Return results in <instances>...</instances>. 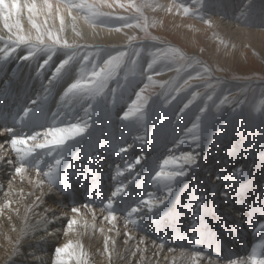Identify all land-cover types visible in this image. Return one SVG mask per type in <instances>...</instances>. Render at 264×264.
Wrapping results in <instances>:
<instances>
[{"label":"rangeland","instance_id":"rangeland-1","mask_svg":"<svg viewBox=\"0 0 264 264\" xmlns=\"http://www.w3.org/2000/svg\"><path fill=\"white\" fill-rule=\"evenodd\" d=\"M156 2L159 4L157 5ZM87 3L95 5L94 12L110 13L112 18H101L102 21L99 22L103 24H98L85 19V16L90 13L78 11L79 15L84 17V26L80 27L82 33L79 35L69 32L70 25L66 26L67 30L53 28L51 24L53 21L44 19L40 9H37L33 15L22 7L25 10H20V20L17 19L20 23L19 29L4 28L5 21L1 20L3 22L0 24V32L3 36H0V48L16 50L10 52L8 57L1 59L10 61L6 70L1 72L0 84L10 83L15 78L14 72L18 66L22 65L23 83L21 86L18 85L21 88V94L24 92L26 94L21 96L20 92L13 91L11 101L13 103L17 101L14 117L10 118L7 115L0 120V146H3L0 152L4 154L2 156L0 153V161L12 162V167L9 163V168L4 170V173H7L6 176L1 178L5 180V185L8 183L6 186L3 184L5 189L2 192V195L5 193L8 201L6 199L2 201L5 196L1 195L0 204L4 203L5 207L12 204L9 205L12 207L15 204L14 201L20 198V207L24 208L27 205L26 210L25 208L23 210L26 217L25 211L29 212L28 209L31 206L39 208L43 204L48 203L47 205L53 206L56 203L54 206L60 209L64 204V212L67 210L64 222L71 218L75 220L77 217L76 220L81 222V225L76 222L69 229L67 224H63L60 227L61 235L66 234L65 236L71 239L75 235L77 239L80 238L79 240L84 238L82 241L85 247L91 249L93 243L92 251L95 250V254L82 250L83 252L81 251L82 253L80 252L77 256L72 254L65 256L64 252L56 254L55 257L59 261L65 260L64 264H81V262L82 264H98V261L105 256L107 261L105 258L104 261L102 259L105 262L103 264L106 262L110 264L109 260L112 264H122V259L125 260L124 262L128 261L125 264H181L183 261L187 263L182 264H233V262L238 264L240 257L245 258L253 244L258 246L259 251V246L264 243V118L254 119L250 116L247 105L237 108L235 103H231L220 105L219 108L213 107L212 110L215 112L206 109L199 123L195 117L199 107L204 106L202 95H198L197 102L183 113L180 112V108L193 92L215 93L216 104H219L220 99L225 95L230 98L244 99L245 95L241 94V89L245 87V83L251 81L253 85H256L259 79L264 77V0H87ZM130 3L140 6V12H136L134 7L129 8ZM184 9L188 11L185 12ZM227 10L230 11L228 14ZM52 14H57L56 7ZM30 16L37 26L29 28L32 34L28 33L26 27L22 29L26 22L32 25L29 21ZM116 17L134 18L127 20V24L131 27H126ZM38 27L40 32L37 31ZM3 30H6L7 36ZM49 30L53 34L51 39L47 35ZM89 32L92 34L99 32L101 37L92 38L88 36ZM41 33H44L43 39L47 42L59 37L61 45L67 42L69 45H87L88 47L76 49L77 57L70 60L59 74L53 75L60 62L73 55V49L57 45L56 51L51 54L52 58L41 69L40 65L48 58L47 53H39L32 59L24 60L21 57L27 53V48L23 45L17 47L12 42L19 36H24L26 39L31 37V40L36 42ZM95 40L102 42H93ZM118 52H123L125 55L116 70L115 78L108 82V87L104 90L105 95L101 94L102 96L92 101L80 102L71 92L66 91L68 85L75 83L78 79L82 85H87L91 81L90 72L86 73L83 79L77 76V69L83 62L84 55H89V62H84L86 67L91 69V61H96L98 69L103 66V61L108 56H114ZM3 56L4 54L0 52V57ZM1 60L0 66L5 65ZM149 64L152 65L151 68L148 67ZM61 76L62 79H60ZM149 77L151 80L148 79ZM15 80L17 81V76ZM15 80L12 81L14 84ZM37 88L40 91L38 103L31 107L29 117L21 115L19 118L18 109L23 110L26 107V104L34 98L29 91L33 94ZM181 88L186 92L165 105V101L171 100L172 96L177 94L175 90ZM137 91L140 92L138 100L136 99ZM246 96L249 104L256 103V107L264 112V104L257 103L258 87L255 91L247 92ZM133 100H136V105L132 103ZM145 101H148V104L143 103ZM130 109L129 117L123 119L122 113L129 112ZM80 110L86 114V117H90L87 123L96 122L95 124L98 125L87 129L84 135L67 141L51 156L45 150L37 149L36 153L25 159L26 166L23 167L25 171L16 174L15 168L19 167L21 162L18 160L16 149H13L11 145L12 135H17L18 139L27 140L26 136L35 131L41 130L43 133L49 127L60 128L62 125L76 124L72 120L75 116L76 118L80 116ZM61 112L62 117L59 115L62 114ZM9 113L11 114V111ZM52 119H56L57 122L51 123ZM117 123L127 125L132 133L127 130L126 133H119L122 130L117 127ZM128 124H131L133 128L131 129ZM154 126L160 127V135L163 136L161 137L163 144L160 146L161 149L163 148L162 152H159L157 148L158 143L153 144ZM6 129H10V133ZM143 132L148 134H146L147 145L150 144V148L145 147L147 141L141 138ZM42 136H40L41 139L36 140V143L44 141ZM30 142L27 141L29 147L32 145ZM132 142L135 144L141 142L140 147L137 149L132 146L131 148L130 145L134 144ZM23 147L25 145H17V148ZM120 148H125L126 151L121 152ZM189 152L199 153L196 164L190 166L182 159L183 155ZM61 156L63 158L60 164L55 166L54 160ZM138 157L140 160L137 163ZM169 158H173L172 162L165 164L163 161ZM37 160L40 161L39 165L36 163ZM182 166L187 171L182 176L170 179L169 174L176 172V169L178 171ZM156 171L164 174L157 177ZM34 172H37L36 175ZM45 172H49L50 175L45 176ZM37 174L40 176L38 177ZM257 175L255 185H252ZM248 177H250L249 180L246 179ZM33 180L38 182L37 186L36 181L32 183ZM238 181L240 182L237 183ZM13 182L18 185H14ZM243 182H245L244 185ZM21 183H24L22 187ZM29 184L31 186L34 184L32 189ZM169 186L173 189L171 193L168 191ZM12 187L14 190L18 189L14 194L16 199L6 190ZM114 188L115 190L112 191ZM117 188L121 189V193L113 197L111 194ZM20 190H22L21 193ZM30 192L33 193L31 196ZM51 192H54L53 195ZM109 199L112 200V209H107L106 204ZM57 200L62 201L56 202ZM89 205L94 208H88ZM72 206L80 211L73 214ZM134 207L137 211L132 212ZM89 209L94 211L91 212ZM109 212L113 214L114 219L106 220L108 216L105 214L109 215ZM71 215L76 216L74 218ZM102 216L105 219L102 220ZM84 217L87 223L89 220L88 224L85 219H83L85 224L82 222ZM135 218L137 220H134ZM112 220L116 222L112 224ZM8 223H10L9 220ZM77 224L80 227H77ZM116 224L122 227L121 235L118 237H116L117 234L114 235L116 229L112 230ZM105 227L107 229L110 227L107 231V241L111 240L112 245L108 243L109 252L101 250L100 253L98 245L101 243V231ZM86 229L90 230L88 232H91L92 239L96 241L91 239ZM124 231L127 232L126 235ZM97 233L98 236L101 235L97 237ZM143 236L147 237L144 239ZM115 239L116 242H114ZM116 243L119 245L117 246ZM119 246L122 249L120 251ZM132 249L135 252L138 251L135 253ZM111 250H115L114 253ZM132 251L134 253L131 254ZM102 253H105V256ZM109 254L112 256L110 257ZM86 259L89 261L86 262ZM59 261L55 264H59ZM99 263L101 264V261Z\"/></svg>","mask_w":264,"mask_h":264},{"label":"bare ground","instance_id":"bare-ground-1","mask_svg":"<svg viewBox=\"0 0 264 264\" xmlns=\"http://www.w3.org/2000/svg\"><path fill=\"white\" fill-rule=\"evenodd\" d=\"M11 2V0H8V3H10ZM32 2H34L35 4H36V7H37V9H40L41 10V12L43 13V15H44V19H46V18H48L49 20H50V22L51 21H53L51 24L54 26H52L53 28H57V29H60L61 30V19L63 20V30L64 29H66V26L68 27L69 25H70V29H69V32H71V33H82V30L80 29V27H83L84 26V17L82 16V15H79V12L77 11H73V9L71 10V15H69V9L66 7V6H64V5H60L59 6V12H57V14L55 15V14H52V11H53V9H54V7H56L57 8V0H48V2H49V4L50 5H52V7H51V9H49V8H47V7H45L44 6V0H19V4H20V10H25V8H22V7H24V5L25 4H27V3H32ZM75 2H79V0H75ZM184 2V1H183ZM154 3H155V1H154ZM157 3V2H156ZM221 3V2H220ZM159 3H157V5H158ZM230 4V3H229ZM240 4V3H239ZM252 5V4H251ZM208 6H209V4H208ZM220 6V5H219ZM248 6V5H247ZM212 7V6H211ZM237 7V6H236ZM130 8V7H129ZM224 8V7H223ZM244 8V7H243ZM243 8H241V9H243ZM27 9V8H26ZM246 9V8H245ZM20 10H19V12L18 13H16L15 15H13L12 17H11V19H9V23L10 24H14L16 21H17V19L19 18V20H20ZM96 10V9H95ZM171 10V9H170ZM169 11V10H168ZM101 12V11H100ZM226 12V11H225ZM228 12H230L229 10H227V14H228ZM210 13V12H209ZM216 14V13H215ZM243 14V13H242ZM131 16V15H130ZM73 17H75V19H73ZM228 17V16H227ZM239 19V18H238ZM1 20H3V18H1L0 19V24L4 21H2L1 22ZM18 20V21H19ZM89 21V20H88ZM91 21V20H90ZM102 21V20H101ZM233 21V20H232ZM25 22V21H24ZM46 22V21H45ZM104 22H105V20H104ZM226 23V22H225ZM5 24V23H4ZM3 24V25H4ZM23 24V23H22ZM48 24V23H47ZM185 24V23H184ZM221 24V23H220ZM236 24H238V23H236ZM2 25V26H3ZM24 25V24H23ZM32 25L30 24V23H27L26 22V24L22 27V29H24L25 27H26V29H28V31H29V28L31 27ZM0 27H1V25H0ZM4 27V26H3ZM49 27V26H48ZM108 27V26H107ZM5 28V27H4ZM1 29V28H0ZM16 29V28H15ZM25 29V30H26ZM68 29V28H67ZM66 29V30H67ZM10 30V29H9ZM12 30H13V28H12ZM6 31V30H5ZM4 30H3V32H5ZM14 32V31H13ZM64 32V31H63ZM6 33V36H7V32H5ZM29 34H32L30 31L28 32ZM12 34V33H11ZM10 34V35H11ZM63 34V33H62ZM0 36H3V34H1V32H0ZM5 36V35H4ZM12 36V35H11ZM15 36V35H14ZM88 36H90V37H92V38H99V37H101V34L99 33V32H97V33H91V32H89V34H88ZM106 37V36H105ZM31 38V37H30ZM48 39V38H47ZM46 39V40H47ZM108 39V38H107ZM174 39V38H173ZM136 40V39H135ZM93 42H102V41H99V40H95V41H93ZM3 47H1L0 48V50H2V51H0L1 52V54H4V51L3 50H5V49H2ZM136 48V47H135ZM24 55V54H23ZM21 56V55H20ZM1 60V59H0ZM3 61V62H2ZM10 60H8V59H4V60H1V62L2 63H4L5 65H3V66H0V75H1V72L2 71H4V70H6V66H7V64H8V62H9ZM5 68V69H4ZM13 68V67H12ZM21 68H22V65H19L18 66V68H17V70L14 72L15 73V78H16V76H17V81L15 80V78L13 79V80H15V84L11 81L10 83H2V84H0V120H3V118L4 117H6L7 115H9L10 116V118H12V116L14 117V111H15V108L17 107V101L15 102L14 101V103L11 101V97L13 96V91H16L17 93H19L20 92V95L22 96V95H24V94H26V92H24L23 94H21V88L19 87V85L21 86L22 85V83H23V75L21 74L22 72H21ZM23 69H25V68H23ZM7 70H9V69H7ZM66 70V69H65ZM12 70H10V72H11ZM13 72V71H12ZM11 74V73H10ZM17 74V75H16ZM170 75V74H169ZM68 77V76H67ZM71 77V76H70ZM33 78V77H32ZM60 79H62V76L60 77ZM65 79V78H64ZM173 79V78H172ZM5 80V79H4ZM68 80V79H67ZM5 81H8V79L7 80H5ZM31 81V80H30ZM36 81H38V80H36ZM70 81V80H69ZM147 81V80H146ZM51 82V81H50ZM49 82V83H50ZM62 82V81H61ZM28 83H29V81H28ZM31 83V82H30ZM65 83V82H64ZM162 83V82H161ZM19 84V85H18ZM34 84V83H33ZM51 84V83H50ZM66 85V84H65ZM153 85H155V84H153ZM63 86V85H62ZM150 86V85H149ZM148 86V87H149ZM143 89H144V87H143ZM150 89V88H149ZM154 89V88H153ZM43 90V89H42ZM151 90V89H150ZM155 90V89H154ZM153 90V91H154ZM30 92V95L32 96V97H34V98H32L27 104H26V107L22 110V108L21 109H18L19 111H17V113L19 114V118H20V116L21 115H28L31 111H30V109H31V107L32 106H35L38 102V94L40 93V91H38V88L35 90V91H33L34 93L32 94V92L31 91H29ZM148 95V94H147ZM19 97V95L17 96V98ZM240 97V96H239ZM143 98V97H142ZM150 99V98H149ZM54 100V99H53ZM237 100H239V99H237ZM80 103V102H79ZM144 103V102H143ZM141 104H142V102H141ZM136 105V104H135ZM72 106H74V105H72ZM81 106V105H80ZM138 106V105H137ZM142 106V105H141ZM70 107H71V105H70ZM76 108V107H75ZM139 108V107H138ZM157 108V107H156ZM28 110L27 112H25V110ZM69 110V109H68ZM75 110V109H74ZM81 110H82V108H81ZM80 110V111H81ZM9 111H11V114L9 113ZM155 111H156V109H155ZM73 112V111H72ZM77 112V111H76ZM145 112V111H144ZM16 113V114H17ZM54 113V112H53ZM62 113V112H61ZM80 114V116L79 117H77L76 118V116H75V118L72 120V122L74 121V123H76L75 125H77V128H79V129H83L81 132H80V135L79 136H82V135H84L85 133H87V129H90V128H92V127H94L95 125H98V124H95L96 122H93V124L91 123V124H89L90 122H88L87 123V121H88V119H90V117H86V114H83V112L81 111V113H79ZM61 117H62V115H63V113L62 114H59ZM71 115V114H70ZM85 115V116H84ZM143 115V114H142ZM65 116V115H64ZM28 117H29V115H28ZM72 117V116H71ZM144 117V116H143ZM47 118H48V116H47ZM65 118V117H64ZM154 119V118H153ZM62 120V119H61ZM67 120H69V119H67ZM24 121H25V119H24ZM49 121V120H48ZM65 121V120H64ZM18 122H21V121H18ZM57 122V121H56ZM21 124V123H20ZM118 124V123H117ZM167 123H165V125H166ZM51 125V124H50ZM71 125H73V124H68V126H61L60 128H69ZM53 126V125H52ZM114 126V125H113ZM112 126V127H113ZM128 126L132 129L133 128V126L131 125V124H128ZM20 127V126H19ZM56 127V126H55ZM117 127H120L121 128V132H119V133H126L127 131H129V133H132L131 132V130H129L128 129V127H127V125H125V124H123V123H120V124H118L117 125ZM111 128V127H110ZM160 127L159 126H154V138H153V140H154V143L153 144H156L157 145V143H158V145L159 146H157V148L159 149V152H162V149H161V145L163 144V141H161V137H163V136H161L160 135V129H159ZM2 129V128H1ZM13 129V128H12ZM15 129V128H14ZM3 130V129H2ZM92 130V129H91ZM127 130V131H126ZM33 131V130H32ZM96 131H98V130H96ZM120 131V130H119ZM40 132H42L41 130H40ZM10 133V132H9ZM75 133H76V130L75 129H73L69 134L70 135H75ZM90 133V132H89ZM97 133V132H96ZM183 133V132H182ZM2 134V133H1ZM147 133H145V132H143V134H142V137L141 138H143V139H146V141L148 140L147 139V135H146ZM152 134V133H151ZM88 135V134H87ZM192 136V135H191ZM18 137V136H17ZM21 137V136H20ZM27 137V136H26ZM43 137V136H42ZM78 137V136H77ZM179 137V136H178ZM183 136H181V138H182ZM22 138V137H21ZM76 138V137H75ZM135 138H137V137H135ZM11 139H13V138H11ZM41 139V138H40ZM39 139V140H40ZM74 139V138H73ZM72 139V140H73ZM78 139V138H77ZM7 140V139H6ZM44 139H42V141H43ZM4 141V140H3ZM9 141V140H8ZM11 141V140H10ZM86 141V140H85ZM99 141V140H98ZM2 142V141H1ZM30 142V141H29ZM32 142V141H31ZM31 142H30V144H31ZM91 143V142H90ZM97 143V142H96ZM132 143H134V142H132ZM141 142H138V143H134L133 145L131 144L130 145V147L132 148V146L134 147V148H139L140 147V144ZM179 143H181V142H179ZM231 143V142H230ZM8 144V143H7ZM6 144V145H7ZM148 144V141L145 143V147L146 148H150L151 146H150V144H149V146L147 145ZM10 145V144H9ZM9 145H8V147H9ZM28 145V144H27ZM85 145V144H84ZM112 145V144H111ZM142 145V144H141ZM98 147V146H97ZM172 147V146H171ZM179 147V146H178ZM100 148V147H99ZM177 148V147H176ZM200 148V147H199ZM10 149H11V147H10ZM115 149H117V148H115ZM1 150V149H0ZM2 150H3V148H2ZM114 150V149H113ZM180 150H181V148H180ZM179 150V151H180ZM74 151V150H73ZM187 151V150H186ZM201 151V150H200ZM259 151H260V149H259ZM13 152V151H12ZM155 152V151H154ZM1 153V152H0ZM4 153V152H3ZM102 153V152H101ZM142 153V152H141ZM173 153V152H172ZM2 154V153H1ZM13 154V153H12ZM4 154H2V156H3ZM153 155V154H152ZM11 156H13V155H11ZM99 156H100V154H99ZM172 156V155H171ZM166 157V156H165ZM50 158V157H49ZM147 158V157H146ZM149 158V157H148ZM8 159V158H7ZM12 159V158H11ZM10 159V160H11ZM52 159V158H51ZM154 159V158H153ZM119 160V159H118ZM125 160V159H124ZM175 160V159H174ZM15 161V160H14ZM55 161V160H54ZM177 161V160H176ZM175 161V162H176ZM119 162V161H118ZM130 162V161H129ZM164 162V161H163ZM8 163V164H7ZM12 163V162H11ZM11 163H10V167H12L11 166ZM116 163V162H115ZM47 164V163H46ZM187 164V163H186ZM48 165V164H47ZM52 165V164H51ZM50 165V166H51ZM53 165H54V162H53ZM124 165V164H123ZM4 166V167H3ZM9 166V161H6V162H3V160H1L0 161V172H3L2 174H0V196L2 195V192L4 191V179L2 180L1 178L2 177H5L6 176V172L4 173V170L6 169V168H9L8 167ZM55 166H56V164H55ZM129 166V165H128ZM164 166V165H163ZM175 166V165H174ZM17 167V166H16ZM52 167V166H51ZM125 167H127V166H125ZM129 167H131V166H129ZM172 167V166H171ZM183 167V166H182ZM13 168H15V167H13ZM124 168V167H123ZM128 168V167H127ZM132 168V167H131ZM13 170V169H12ZM155 170V169H154ZM14 171V170H13ZM22 171H25L24 169L22 170ZM32 171V170H31ZM39 171V170H38ZM124 171V170H123ZM176 171H177V169H176ZM188 171H189V169H188ZM7 172H9V171H7ZM16 172V171H15ZM15 172H13V173H15ZM26 172H28V171H26ZM147 172V171H146ZM169 172V171H168ZM10 173V172H9ZM12 173V174H13ZM36 173L37 172H34V174L36 175ZM151 173V172H150ZM156 173H157V171H156ZM163 173V172H162ZM161 173V174H162ZM234 173H236V172H234ZM17 174V173H16ZM15 174V175H16ZM28 174V173H27ZM30 174V173H29ZM118 174H120V173H118ZM164 174V173H163ZM165 174H166V172H165ZM232 174V173H231ZM240 174V173H239ZM9 176V175H8ZM14 176V175H13ZM23 176V175H22ZM37 176L39 177L40 176V174L38 175L37 174ZM235 176H237V175H235ZM242 176V175H241ZM244 176V175H243ZM12 177V176H11ZM18 177H19V175H18ZM34 178V177H33ZM129 178H131V177H129ZM165 178V177H164ZM256 178H258V175L255 177V180H253V183H252V185H255V182H256ZM38 179V178H37ZM133 179V178H132ZM131 179V180H132ZM151 179V178H150ZM166 179V178H165ZM215 179V178H214ZM246 179H250V177H248V178H246ZM43 180V179H42ZM187 180V179H186ZM239 180V179H238ZM7 181V180H6ZM13 181V180H12ZM16 181V180H15ZM36 181V180H35ZM34 180H33V182L32 183H36ZM121 181V180H120ZM244 181V180H243ZM30 182V181H29ZM42 182H44V181H42ZM115 182V181H114ZM155 182V181H154ZM240 181H238L237 183H239ZM31 183V182H30ZM40 183H41V180H40ZM39 183V184H40ZM153 183V182H152ZM217 183V182H216ZM244 183L245 182H243V185H244ZM4 184V185H3ZM8 184V183H7ZM6 184V185H7ZM12 184V183H11ZM10 184V185H11ZM13 184H14V182H13ZM13 184L11 185V186H13ZM15 184H17V183H15ZM14 184V185H15ZM24 184V183H23ZM22 183H21V187H22V185H23ZM37 184H38V182L36 183V186H37ZM42 184V183H41ZM44 185H45V182L43 183ZM189 184V183H188ZM5 185V186H6ZM18 185V184H17ZM30 186H31V184H29ZM33 185L34 184H32V186L30 187L31 189H32V187H33ZM117 185H118V183H117ZM117 185H116V187H117ZM156 185V184H155ZM241 185H242V183H241ZM242 185V186H243ZM9 186V185H8ZM7 186V187H8ZM11 186H9V187H11ZM25 186H26V184H25ZM36 186H35V188H36ZM47 186H48V184H47ZM46 186V187H47ZM119 186V185H118ZM154 186V185H153ZM190 186V185H189ZM241 186V187H242ZM40 187H42V186H40ZM48 187H51V186H48ZM47 187V188H48ZM127 187V186H126ZM17 188H18V186H17ZM27 188V187H26ZM122 188V187H121ZM21 189V188H20ZM28 189V191H29V188H27ZM34 189V188H33ZM42 189V188H41ZM46 189V188H45ZM49 189H52V188H49ZM124 189V188H123ZM9 193H12L13 195L14 194H16V190L18 191V189H13V187L12 188H9V189H6ZM40 190V189H39ZM115 190V188L112 190V191H114ZM163 190V189H162ZM173 190V189H172ZM176 190V189H175ZM21 191L22 190H20V193H21ZM23 191H25V189H23ZM31 191V190H30ZM38 191V190H37ZM41 191V190H40ZM45 191V190H44ZM48 191V190H47ZM125 191V190H124ZM6 192V191H5ZM33 192V191H32ZM35 192V191H34ZM46 192V191H45ZM50 192V191H49ZM77 192V191H76ZM128 192V191H127ZM18 193V192H17ZM25 194H26V192H24ZM23 193V194H24ZM31 193V192H30ZM42 193H43V191H42ZM52 193V192H51ZM54 193V192H53ZM53 193H52V195H53ZM63 193V192H62ZM121 193V192H120ZM147 193V192H146ZM145 193V194H146ZM153 193V192H152ZM5 193H3V195H4ZM33 193H31L30 194V196L32 195ZM40 194H41V192H40ZM39 194V195H40ZM55 194H57V193H55ZM2 195V196H3ZM20 195H22V194H20ZM42 195V194H41ZM58 195V194H57ZM112 195V194H111ZM122 195V194H121ZM120 195V196H121ZM153 195V194H152ZM167 195V194H166ZM165 195V196H166ZM5 196V195H4ZM3 196V197H4ZM10 195H8V197H9ZM18 196V195H17ZM24 196V195H23ZM26 196V195H25ZM27 196H28V194H27ZM29 196V197H30ZM56 196V195H55ZM123 196V195H122ZM6 197V196H5ZM3 198L2 199V201L3 200H7L8 201V199H7V197L6 198ZM11 197H15V195L14 196H11ZM22 197V196H21ZM39 197V196H38ZM42 197V196H41ZM56 197H58V196H56ZM112 197V196H111ZM114 197V196H113ZM18 198V197H17ZM28 198V197H27ZM118 198H119V196H118ZM209 198H211V197H209ZM262 198V197H261ZM10 200H11V198H9ZM15 199H16V197H15ZM24 199H25V197H24ZM29 199V198H28ZM27 199V200H28ZM115 199V198H114ZM174 199V198H173ZM19 200H20V198L16 201H14L15 202V204L13 205V206H15V207H10L9 205L7 206V207H5L3 204H0V264H55V263H57L59 260H58V258L57 257H55L56 256V252H55V249L57 248V247H59V248H61V249H64V245H66V244H68V245H70V247H68L67 249H64L63 251H61V252H64L65 253V256H67V255H78L82 250H84V251H89V252H93L92 250L94 249V248H92L93 247V243H92V247H91V249L90 248H88V247H85V244L83 243V239L84 238H82V240H79L80 238H76V235H75V237H73L72 239L71 238H68V237H66L65 235H61V229H60V227L63 225V224H67L68 225V221L65 223L64 222V219L67 217V216H65L66 215V213H67V210H66V212H64V207H63V205H61V207H60V209H56V207L54 206V204H56V203H54L53 204V206H52V204H50V205H45V204H43L42 206H40L39 208L38 207H36V208H34V207H30L28 210H29V212H26L25 211V213H27V217L26 216H24V208L27 206H25L24 208H21L20 207V202H19ZM55 200H56V198H55ZM168 200V199H167ZM250 200V199H249ZM248 200V201H249ZM1 201V200H0ZM62 201V200H61ZM60 200H57L56 202H61ZM112 201V200H111ZM197 201V200H196ZM44 202V201H43ZM83 202V201H82ZM6 203V204H7ZM24 203V202H23ZM30 203V202H29ZM115 203V202H114ZM146 203H148V202H146ZM80 204V203H79ZM150 204H152V203H150ZM150 204H149V206H150ZM2 205V206H1ZM25 205V203L23 204V206ZM30 205H31V203H30ZM83 205H84V203H83ZM107 205V204H106ZM17 206V207H16ZM84 206H86V205H84ZM83 206V207H84ZM134 206V205H133ZM132 206V207H133ZM147 206V205H146ZM152 206V205H151ZM3 207H5V209H3ZM66 207V206H65ZM73 207V206H72ZM91 206L89 205L88 206V208H90ZM93 207V206H92ZM92 207H91V209H92ZM96 207V206H95ZM131 207V208H132ZM139 207V206H138ZM9 208H11V210L9 209ZM27 208V207H26ZM26 208H25V210H26ZM84 208H86V207H84ZM94 208V207H93ZM135 208V207H134ZM8 209V210H7ZM22 209V210H21ZM95 209H97V208H95ZM225 209V208H224ZM223 209V210H224ZM228 209V208H227ZM4 210H6V211H4ZM90 210V209H89ZM180 210V209H179ZM23 211V212H22ZM84 211V210H83ZM91 211V210H90ZM92 211H94V210H92ZM91 211V212H92ZM97 211H101V210H97ZM96 211V212H97ZM29 213V214H28ZM86 214H87V212H85ZM98 213V212H97ZM100 213H102V212H100ZM99 213V214H100ZM217 213V212H216ZM74 214V213H73ZM83 214V213H82ZM103 214H105V213H103ZM227 214V213H226ZM237 214V213H236ZM26 215V214H25ZM81 215V214H80ZM92 215H93V213H92ZM95 215V214H94ZM98 215V214H97ZM105 215H107V216H109L108 214H105ZM104 215V216H105ZM113 215V214H112ZM233 215V214H232ZM235 215V214H234ZM239 215V214H238ZM72 216V215H71ZM74 216V218H75V216L76 215H73ZM72 216V217H73ZM82 216V215H81ZM89 216H91V215H89ZM116 216V218H117V215H115ZM6 217H7V219H6ZM24 217V218H23ZM92 217H94V216H92ZM77 218V217H76ZM76 218H75V220H76ZM115 218V217H114ZM238 218V217H237ZM73 218H71V220H72ZM83 219H85V217L84 218H82V220ZM87 219H88V217H87ZM90 219V218H89ZM93 219V218H92ZM99 219V218H98ZM103 219H105V217L103 218V216H102V220ZM234 219V218H233ZM8 220L10 221V223H8ZM80 220H81V218H80ZM81 220V221H82ZM94 220V219H93ZM100 220H101V218H100ZM107 220V219H106ZM134 220H137L136 218L134 219ZM79 221V220H78ZM109 221V220H108ZM120 221H121V219H120ZM76 222H77V220H76ZM84 224H85V222H86V219H85V222H84V220L82 221ZM102 222V221H101ZM116 222V221H115ZM114 222V220H112V224L113 223H115ZM78 224H80L81 225V222L79 223V222H77ZM87 223V222H86ZM88 223H89V220H88ZM87 223V224H88ZM110 223V224H111ZM149 223V222H148ZM12 224V226H9V225H11ZM77 224V227L79 226ZM83 224V225H84ZM87 224H86V227H87ZM96 224V223H95ZM98 224V223H97ZM99 224H100V222H99ZM104 224V223H103ZM103 224H102V226H103ZM106 224H108V223H106ZM122 224V223H121ZM82 225V227H84ZM91 225H93V223L91 224ZM91 225H88V227H91ZM109 225V224H108ZM149 225V224H148ZM95 226V225H94ZM101 226V225H100ZM106 226V225H105ZM125 227H126V224L124 225ZM80 227V226H79ZM95 227H99V226H95ZM113 227V226H112ZM129 227V226H128ZM109 228L110 227H108V229H107V227H105L104 228V230H102L101 231V237L102 238H100V241H101V243L98 245V248H99V251H100V253H101V250H104V248H105V246H104V244H105V239L108 237L107 236V231H109ZM114 229H112V230H114L115 231V229H116V233L114 234V235H116L117 234V236L116 237H118L119 235H121V229H122V227H120V226H118L117 224L115 225V227H113ZM124 228V227H123ZM24 230L23 231V233H22V231L21 230ZM83 230H84V228H82ZM90 229V228H89ZM88 229V230H89ZM98 229V228H97ZM100 229V228H99ZM102 229V228H101ZM120 229V230H119ZM126 229V228H125ZM136 229V228H135ZM78 230V229H77ZM87 230V229H86ZM88 230H87V232H88ZM124 230V229H123ZM129 230H130V228H129ZM134 230V229H133ZM80 231V230H79ZM82 231V230H81ZM90 231V230H89ZM92 231V230H91ZM202 231V230H201ZM243 231V230H242ZM92 232H94V231H92ZM111 232H113V231H111ZM110 232V233H111ZM125 232V231H124ZM134 232H135V230H134ZM64 233H66V232H64ZM71 233V232H70ZM77 233V232H76ZM89 234L91 233V232H88ZM87 233V235H89ZM126 233L127 232H125V235H126ZM128 233H130V231L128 232ZM132 233V232H131ZM171 233V232H170ZM201 233V232H200ZM63 234V233H62ZM84 234V233H83ZM124 234V233H123ZM135 234V233H134ZM141 234V233H140ZM68 235V234H67ZM72 235V234H71ZM81 235V234H80ZM93 235V234H92ZM99 235V236H100ZM129 236H130V234H128ZM128 235H127V237H128ZM144 235V234H143ZM83 236V235H82ZM90 236H91V234H90ZM95 236H96V234H95ZM98 236V233H97V237H99ZM111 236V235H110ZM110 236H109V238H110ZM131 236H133L132 234H131ZM141 236V235H140ZM81 237V236H80ZM92 237L93 236H91V239H92ZM144 237V236H143ZM145 237H147V236H145ZM145 237H144V239H145ZM245 237V236H244ZM112 238V237H111ZM124 238V237H123ZM123 238H122V240H123ZM131 238V237H130ZM133 238V237H132ZM20 240L21 242H20V244L19 245H17V240ZM90 239V238H89ZM117 239V238H116ZM116 239H115V241L114 242H116ZM137 239H139V237L137 238ZM141 239H142V237H141ZM92 240H94V241H96L95 239H92ZM121 240V239H120ZM125 240H127V239H125ZM136 240V239H135ZM109 241V240H108ZM113 241V240H112ZM138 241V240H137ZM141 241V240H140ZM146 241H147V239H146ZM221 241V240H220ZM91 242V241H90ZM119 242V241H118ZM125 242V241H124ZM123 242V243H124ZM139 242V241H138ZM143 242V241H142ZM152 242V241H151ZM158 242V241H157ZM260 242V241H259ZM108 243H111V240H110V242H108ZM122 243V242H121ZM134 243V242H133ZM147 243V242H146ZM153 243H156V242H153ZM57 244V246H55ZM94 244H96L95 242H94ZM117 244V243H116ZM125 244V243H124ZM145 244V243H144ZM111 245H112V243H111ZM119 245V243L117 244V246ZM122 245V244H121ZM136 245V244H135ZM150 245V244H149ZM148 245V246H149ZM126 246V245H125ZM130 246V245H129ZM142 246V245H141ZM151 246V245H150ZM160 246H162V245H160ZM14 247H17L18 248V251H17V253L13 256V248ZM94 247H95V245H94ZM97 247V246H96ZM120 247V246H119ZM128 247V246H127ZM132 247V246H131ZM136 247V246H135ZM145 247V246H144ZM115 248V247H114ZM123 248V247H122ZM134 248V247H133ZM139 248V247H138ZM157 248V247H156ZM155 248V249H156ZM158 248H159V246H158ZM87 249V250H86ZM88 249H90V250H88ZM111 249V248H110ZM117 249V248H116ZM127 249H129V247L127 248ZM120 250H122L121 249V247L119 248V251ZM133 250V249H132ZM147 250H148V248H147ZM163 250V249H162ZM112 251V250H111ZM111 251H110V253H111ZM113 251H115V250H113ZM112 251V252H113ZM118 251V250H117ZM134 251V250H133ZM131 252V254L132 253H134V252ZM138 250H136V252H137ZM144 251V250H143ZM146 251V250H145ZM149 251V250H148ZM153 251V250H152ZM151 251V252H152ZM83 252V251H82ZM81 252V253H82ZM135 252V253H136ZM155 252V251H154ZM171 252V251H170ZM94 254H95V250H94V252H93ZM99 253V252H98ZM114 253V252H113ZM119 253V252H118ZM139 254H140V252H138ZM193 253V252H192ZM240 253V252H239ZM86 254V253H85ZM88 254V253H87ZM92 254V253H91ZM103 254V253H102ZM105 254V253H104ZM103 254V255H104ZM107 254V253H106ZM120 254V253H119ZM118 254V255H119ZM122 254V253H121ZM163 254V253H162ZM200 254V253H199ZM62 255V254H61ZM60 255V256H61ZM88 255H90V254H88ZM128 256L130 255V254H127ZM136 255V254H135ZM164 255V254H163ZM203 255V254H202ZM64 256V257H65ZM92 256V255H91ZM99 256V255H98ZM105 256V255H104ZM103 256V257H104ZM109 256H110V254H109ZM112 256V255H111ZM110 256V257H111ZM115 256V255H114ZM123 256V255H122ZM126 256V255H125ZM141 256V255H140ZM185 256V255H184ZM197 256V255H196ZM241 256V255H240ZM55 257V258H54ZM90 257V256H89ZM93 257V256H92ZM96 257V256H95ZM106 257V256H105ZM104 257V258H105ZM119 257V256H118ZM131 257H132V255H131ZM136 257V256H135ZM138 258H139V255L137 256ZM193 257V256H192ZM201 257V256H200ZM235 257H237V256H235ZM234 257V258H235ZM239 257V256H238ZM57 258V261L55 260ZM60 258H63V257H60ZM99 258H101V256L100 257H98L97 259L99 260ZM104 258H101L99 261H101V264H103V263H105V262H103L105 259ZM115 258H116V256H115ZM114 258V259H115ZM127 258V257H126ZM129 258V257H128ZM134 258V257H133ZM143 258V257H142ZM164 258V257H163ZM208 258V257H207ZM228 258V257H227ZM233 258V259H234ZM243 258V257H242ZM64 259V258H63ZM82 259H84V258H82ZM96 259V258H95ZM97 259H96V261H97ZM102 259H103V261H102ZM117 259H119V258H117ZM120 259H122L121 257H120ZM186 259V258H185ZM206 259V258H205ZM211 259H213V258H211ZM215 259V258H214ZM236 259V258H235ZM91 260V259H90ZM93 260V259H92ZM124 259H122V262L125 264V263H127L128 261H127V259H126V261L127 262H124L123 261ZM137 260V259H136ZM139 260H140V258H139ZM145 260V259H144ZM146 260H147V258H146ZM162 260V259H161ZM195 260V259H194ZM199 260V259H198ZM240 260H241V257H240ZM56 261V262H55ZM64 261L65 260H60L59 261V264H64ZM87 261H89V260H87L86 259V262ZM93 261H95V260H93ZM95 261V262H96ZM99 261H98V264H100L99 263ZM105 261H107V259L105 260ZM141 261H143V259H141ZM213 261V260H212ZM214 261H216V260H214ZM221 261V260H220ZM224 261V260H223ZM238 261V260H237ZM83 262H85V261H83ZM109 262H110V264H112V262L109 260ZM121 262V261H120ZM149 262V261H148ZM151 262H153L152 260H151ZM177 262V261H176ZM179 262V261H178ZM185 261H183L182 263H184ZM195 262H196V260H195ZM211 262V261H210ZM231 262V261H230ZM239 262V261H238ZM72 263V262H71ZM113 263H114V260H113ZM122 263V264H123ZM145 263V262H144ZM181 263V264H182ZM185 263H187V262H185ZM199 263H201V262H199ZM203 263V262H202ZM206 263H207V261H206ZM209 263V262H208ZM215 263V262H214ZM221 263V262H220ZM227 263H228V261H227ZM80 264V263H79ZM81 264H82V262H81ZM87 264H89V263H87ZM95 264H97V263H95ZM106 264H107V262H106ZM140 264V263H139ZM148 264H150V263H148ZM152 264V263H151ZM190 264H194V263H190ZM204 264V263H203ZM210 264V263H209ZM213 264V263H212ZM215 264H218V263H215ZM239 264V263H238Z\"/></svg>","mask_w":264,"mask_h":264},{"label":"clouds","instance_id":"clouds-1","mask_svg":"<svg viewBox=\"0 0 264 264\" xmlns=\"http://www.w3.org/2000/svg\"><path fill=\"white\" fill-rule=\"evenodd\" d=\"M2 7L3 6L0 5V8ZM11 7L14 8V5H12ZM31 23L33 27H37L35 22H31ZM12 27L19 29L20 28L19 21L17 20L14 24H12ZM38 30L39 29L37 28V31ZM15 44L17 45V47H20L21 45H23L25 48H27V53L21 57V59H24V60L32 59L39 53H47L48 58L45 59L42 64H45V63L47 64L49 60L52 58L51 54L54 53L57 49L56 42L53 40H51V42H47L44 39H37L36 42H33L30 37L27 39L25 37H20L19 42H16ZM63 48H67V47H63ZM15 50L16 49H12V48L3 50L4 56L0 57V59L8 57L9 53L14 52ZM124 55L125 54L123 52H118L114 56L113 55L108 56V58L103 61V66L99 67L98 69H97L96 61H91L92 68L88 69L84 62H89V55H84L83 62L80 63V66L77 69V76L80 77V79H83L85 74L90 72L91 81L87 85L77 87L76 84L78 81H80L78 79L75 83L69 84L66 91L71 92L73 96L75 97V99H77L80 102L85 101V100L92 101V100H95L97 97L102 96L101 94L105 95L106 92L104 90L108 87V82L115 78L116 70L120 66V62L122 60V57H124ZM69 57L71 58L69 59ZM69 57L68 59L62 60L60 62V64L57 66L54 72V75L59 74L61 72V69H63L64 66L68 64L70 60H72L73 58L77 56H76V53L73 52V55ZM148 67L151 68L152 65L149 64ZM257 87L259 88V99L257 103L264 104V77H261L259 79V83L256 85H253L251 81H247L245 83V87L241 89V94L245 95L244 99L237 100L235 97L230 98L228 95H225L223 96L222 99H220L219 104H216L214 100L215 93L198 94V93L193 92L191 94V97L188 98L186 102L183 103V106L180 108V112L183 113L190 106L194 105L197 102V96L202 95L204 106L199 107L198 113L195 117V120L198 121L199 123L201 120V115L205 113L206 109H211L212 112H215L212 110L213 107L219 108L220 105L231 104V103H235L237 108H240L242 105L243 106L247 105L249 109V114L254 119L264 118V112H261L256 107V103L249 104L247 100V96H246L247 92L255 91ZM175 91L177 94L173 95L171 100L165 101V105H168L169 103H171L181 93L186 92V90L182 88L176 89ZM136 99L137 100L140 99L139 91L136 92ZM132 103L135 104L136 100H133ZM144 103L148 104V101H145ZM27 111L28 110L26 109L25 112ZM126 114H127V111L122 113L123 119H127L125 118ZM51 123L55 124L56 119H52ZM75 128H77V125L75 124L71 125L69 128L49 127V128H46L43 131V133H41L40 131L33 132L31 135L27 136V140L20 139L19 144L25 145V147L23 148H16L17 157H18V160L21 162V167L26 166V164L24 163L25 159L29 156H32L34 153H36L37 149L45 150L49 156H51L54 152H57V150L61 149L62 146H64L67 141L80 135L81 131H76L75 135L69 134ZM41 135H43L44 141L42 143H36V140L40 138ZM49 136L51 137L50 139L48 138ZM197 139L199 140V137H197ZM13 141L14 142L16 141V137H13ZM27 141H32V145L30 147L27 146ZM187 154L191 156L192 158L191 163H189V166L196 164L199 153L194 152L193 154V152H189ZM62 158L63 157L61 156L58 159H55V164L59 165ZM139 160L140 158L138 157L137 163L139 162ZM9 163H11V161H9ZM36 163L37 165H39L40 161L37 160ZM183 171L185 172L187 171V169L183 168ZM237 171H239V169H237ZM44 174L46 176L50 175L49 172H45ZM156 176H158V173L156 174ZM223 194L224 193H222V195ZM133 210L135 211L137 209L133 208ZM21 231L23 233L24 230L22 229ZM20 242L21 241L18 239L17 245H19ZM59 250H60L59 247L55 249L56 254L59 252ZM17 251H18V248L14 247L13 256L17 253ZM239 264H264V243H262L259 246V251H258V246L256 244H253L248 255L245 258H241Z\"/></svg>","mask_w":264,"mask_h":264},{"label":"snow or ice","instance_id":"snow-or-ice-1","mask_svg":"<svg viewBox=\"0 0 264 264\" xmlns=\"http://www.w3.org/2000/svg\"><path fill=\"white\" fill-rule=\"evenodd\" d=\"M0 5H2L3 7L0 8V18H3L4 21H5V28H13L12 27V24L8 23L10 17H12L13 15H15L16 13L19 12L20 10V4H19V0H11L10 3H8V0H0ZM12 5H14V8L11 7ZM57 12H59V6L60 5H64L66 6L68 9H69V15H71V10L72 9H75L77 11H84L86 13H90V15H86L85 16V19H88V20H91L93 21L94 23H98V24H103V23H100L99 21L101 20V18H112V15L110 13H101L99 11H93L95 5L93 4H89L87 3V0H79V2H75V0H57ZM44 6L51 9L52 5L49 4L48 0H44ZM25 8H27L28 12L29 13H32L33 15L36 13L37 11V7H36V4L34 2L32 3H27L24 5ZM129 7H134L136 9V12H140V6H137L135 5L134 3H130L129 4ZM185 12L188 11V9H184ZM134 17H116V19H119L120 21H122L124 23V26L126 27H131V25L127 24V20L129 19H133ZM73 19H75V17H73ZM29 21L30 22H34L33 19H32V16L29 17ZM137 27H139V25H136ZM38 32H40V28L38 27ZM61 30H63V20L61 19ZM43 35L44 33H41L37 39H43ZM47 35L49 36V38L52 37V32L49 30L47 32ZM77 35H79V33H77ZM20 37H24V36H19L16 40H13L12 42L15 44L16 42H19V38ZM53 41L56 42V46L57 45H61V41H60V38L59 37H56L55 39H53ZM61 47H67L69 49H73L74 52L76 49H79L80 47H88L87 45H84V46H81V45H69L67 44V42H64ZM71 57H69L70 59ZM46 65L45 64H41L40 67L41 69ZM207 69H205L206 71ZM54 75V74H53ZM149 80H151V77L148 78ZM77 87H81L83 86L81 84L80 81L77 82L76 84ZM131 114V109L129 112H127L126 114V117L125 118H128L129 115ZM76 131H82L83 129H79V128H75ZM6 131L9 133L11 130L10 129H6ZM13 137H16V141L14 142L13 139L11 140V145L13 147V149H16L17 148V145L19 144V140L17 138V135L13 134L12 135ZM3 146H0V149H2ZM119 151L123 152V151H126L125 148H120ZM182 159L185 161V163H191V156H189L188 154H184ZM173 158H169V160H166L164 161L165 164H168L170 162H172ZM23 170V167H21V165L19 167H16L15 168V171L17 174H20ZM50 174V173H49ZM184 174V171H183V167H180V169L176 172H173L171 174H169V178L170 179H174L175 177L177 176H181ZM45 175V174H44ZM161 175V173L158 172V176L159 177ZM46 176V175H45ZM49 176V175H48ZM155 179V178H154ZM121 191L120 188H117L115 192L112 193L113 196H116L119 192ZM168 191L171 193L172 189H171V186L168 187ZM162 203V202H161ZM107 209H112V201L111 199H109L108 201V204H107ZM105 209V210H107ZM136 209V208H135ZM71 211L73 213H78L80 211V209L78 208H75L73 207L71 209ZM137 211V210H135ZM133 209H132V212H135ZM129 215H131V213H129ZM106 219H114V217L112 216V213L109 212V216L106 218ZM76 223L75 220H69L68 221V228L70 229L71 226ZM133 223H135V221H133ZM68 247H70V245L66 244L64 245V249H67ZM64 249H61L59 250V252L57 253V255H59L61 253V251H63ZM104 251L105 252H109V248H108V241H107V238L105 239V248H104ZM86 255V254H85ZM233 264H236V262H233Z\"/></svg>","mask_w":264,"mask_h":264}]
</instances>
